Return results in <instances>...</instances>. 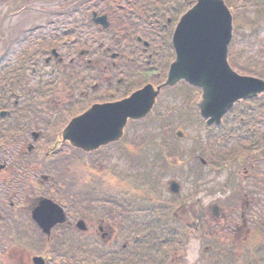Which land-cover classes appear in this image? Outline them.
<instances>
[{"label":"flooded vegetation","instance_id":"obj_1","mask_svg":"<svg viewBox=\"0 0 264 264\" xmlns=\"http://www.w3.org/2000/svg\"><path fill=\"white\" fill-rule=\"evenodd\" d=\"M224 1L233 17L228 60L234 70L245 74L235 67L237 63L252 66L258 63L257 58H264V0ZM103 2L85 0L87 12L72 8L67 28H56L61 31L57 38H34L40 35L42 26L31 17L32 23L21 28L19 25L10 39L23 37L28 42L27 53H33L36 47L43 55L28 61L24 59L31 56H23L20 64L0 66V260L12 264L20 261L11 257L18 254L11 240L23 236L28 239V232L23 230L28 227L32 234L42 238L30 256V264H186L193 255L192 261L198 256L201 259L203 251H219L220 234L228 244L239 247L248 244L247 237L257 231L254 225L258 219L252 215L253 200L249 198L257 190L247 188L248 174L257 171L258 160L264 165V118L257 113L262 109L264 114V104H255L254 108L245 104L247 108L239 113L243 106L240 103L225 115L220 125L208 128L213 136L226 137L215 142L222 151H211L212 156L217 154L220 159L235 151L231 141L239 142L249 132L255 134L253 148L257 142L260 144L261 149L254 150V154L242 152L236 159L235 173L241 177V188L229 199L220 197H225L227 194L222 196L225 190L229 192L232 188L208 187L205 180L190 183L191 193H183L186 175L182 168L189 158L195 157L182 159L171 151L164 157L165 162L170 166L181 163L173 167L175 173L164 171L169 174L165 181L158 176L152 181H140L139 171L133 169L132 163L125 168L122 152L110 153L88 163L99 184L87 191L85 199H78L77 191L67 199L59 196L60 189L55 183L63 168L54 166L56 161L65 157L80 160L121 142L83 152L62 139V129L91 105L117 102L148 83H134L148 72V69L138 71L143 69L140 62L152 68L159 83L166 55L169 54L166 67L173 59L171 32L194 0H112L108 3L116 4L117 8L111 5L108 14L106 8L99 14L95 7ZM26 9L9 10L8 15L15 17L24 10L27 13ZM84 14L87 16L81 17ZM81 19L92 30L81 36L86 46L77 47L75 22ZM145 35L148 45H139ZM53 40L57 41L59 51L44 49ZM248 114L255 116L252 128L248 126ZM248 162L246 168L244 163ZM226 165L229 167L231 162ZM128 168L130 172L126 171ZM210 168L215 174V168ZM255 176L253 173L251 180ZM171 179L179 184L175 191L169 185ZM259 189L262 192L264 186L261 184ZM193 190H199L198 196ZM46 198L61 206L65 217L59 218L49 208L57 221L34 220L32 210H40ZM62 228H70V233L83 238L84 247L67 256L58 255L48 240L55 233L64 236L66 231ZM194 241L198 242L195 249ZM214 261L213 257L211 264Z\"/></svg>","mask_w":264,"mask_h":264},{"label":"rangeland","instance_id":"obj_2","mask_svg":"<svg viewBox=\"0 0 264 264\" xmlns=\"http://www.w3.org/2000/svg\"><path fill=\"white\" fill-rule=\"evenodd\" d=\"M25 1L27 0H0V35L4 37V40L0 39V46L3 44V42L5 43V45H9L8 40L14 37L16 30H18V26L20 25L21 28L23 25L26 26L27 23H32L31 17L35 19L33 20L35 23H39L40 25L47 24L48 21L44 19L46 9H49L50 6H53V4H61V1L57 2L56 0H30L31 4L28 5L25 3ZM81 1L83 0H76L74 3L77 4ZM69 3L71 6L73 1L70 0ZM22 8H27V13L24 10V12L19 15H15V17L8 15L9 10L14 11L16 9ZM35 9H38V11H35ZM43 9H45L44 12ZM21 11L22 10H20V12ZM36 13H38V15H36ZM26 17H29L28 21L26 20ZM64 17L67 19L68 14H66ZM79 20L75 22V25ZM77 24L83 26L81 22ZM66 25L68 26V24ZM76 28L80 31L81 36L86 32L84 28L79 29V26H76ZM76 33L78 32L76 31ZM83 38L84 37H77L78 40H82ZM257 62L260 63L259 66H262L264 64V58L262 60L257 58ZM139 65L143 66V69H139L138 71L145 72L146 69L149 68V66H145L141 62ZM235 67H237L238 70H242V68L238 64H236ZM149 81L154 82V85H156V81L159 80L155 77V74L153 72H145V74L140 75L134 83L139 84ZM182 89L183 87H177L172 91H164V94H161L160 98H158L157 102L159 104L156 106V108L153 109L150 117H147V119H144L143 121L130 123L125 131L123 142L121 140L120 143H117L113 146H106L104 147V149L99 150L94 155H88L84 158H81L80 160L79 158H75L74 161H71L72 158L70 160L65 157L63 159H59L58 163L56 161V165L54 166L60 165L63 168L60 169L61 172L57 174L58 179L55 183L56 186H58V188L61 190V192L60 190L58 191L59 196L61 198L67 199L69 195H72L74 191H77V194L80 197L78 199L83 200V198L87 194V191H89L91 187L93 188L95 186H98L99 184V179L95 177V173L91 170L88 163L92 162V160H97L100 158L103 159L105 155H108L110 153L120 154L122 152L120 156L122 159V163H124V166H126L125 168L128 167V163H132L133 169L139 171L140 181H152L154 176H158L160 177L161 181H165L167 176H169V174H165V172L171 171V173H173L175 170L173 167H176L181 163L180 161L178 164H172L170 166L165 162L164 157L170 151L177 152L178 156L182 159H185V156H193L199 153V155L201 154V157L207 160L203 155L207 154V151L204 147H208L206 139L202 138L204 126L203 124L201 125L202 122L197 119L194 111H189L186 109L183 110L184 104L181 103L185 101V98H187V93L185 94L184 90ZM191 99L189 100V102L191 101ZM197 99L198 98L196 97L193 100L196 101ZM69 111L73 112V110L70 109ZM180 114H182L184 118H187L188 121L179 122L174 118V116H178ZM171 117L172 125L167 123L168 119L170 120ZM147 130L150 131L149 133L151 135L146 134ZM175 131L182 132V137H173ZM258 133H260V131H258ZM251 135L252 136L250 137L252 139H255V134L251 132ZM124 140L126 141L124 142ZM133 142H137V148H133ZM233 142L230 143V146L235 147V151L231 156H229L228 161L222 160L223 164L220 163L222 165L214 166L216 172L215 174H213L212 169L210 168V165L207 163V161L202 165L200 164V161L198 159L195 160L193 157H191L184 163V168H182V170L186 175V180L184 181L186 185L182 187L184 189L182 190L183 193H191L190 183L192 184L202 182L203 180L208 183V187L212 186L215 188H221V190L223 188H232L229 192L225 190L226 192H224L222 196H224L225 194L227 195L225 197H220L223 200L229 199L235 191L238 192V190L241 188V185H239L241 177L240 175L235 173V168L238 167V165H235V167L234 163L246 148V143L241 142L238 145ZM257 144H259V142H257ZM131 157L135 159L131 160ZM228 162H231V165L229 167H226V164ZM244 165L247 168L249 166V162L244 163ZM255 166L258 167L256 172H254V170H249L251 172L248 174L249 186L247 188H249V190H257L252 192V195L249 198H251L250 200H253V207L256 212L259 210H262L264 212V190H262L261 192V190L259 189L261 184L262 186H264V172H260V168L263 169L264 165L256 163ZM126 171L130 172V169L128 168ZM253 173L256 174V178H253L251 180V176L253 175ZM193 192H197L198 196L199 190H193ZM254 215H256V213ZM23 230H26L28 232L29 237L28 239H26V237L23 236L21 239L17 238L16 240L13 237V239L11 240V246L12 248H14V250H16L15 252H17L18 254L13 253L11 257L17 259L19 258L21 262L18 261L17 264H30V256L34 252V249L39 246L42 238L39 236V234H32L29 231V227L24 228ZM62 230L64 232L66 231L65 233H63L64 236H58L59 234L55 233L53 236H51V239L48 240V245L52 244V248H55V252L58 255L67 256L71 253H75L78 247H84L85 243L83 238L70 233V228H62ZM222 232L226 233L225 231ZM261 232V230L259 232L256 231L255 233L257 234L255 238L248 235L247 242L250 243L251 241H257L258 243L261 240H264L263 238H261ZM222 236L223 235L220 234L219 245L225 248V242L222 243L225 240L221 238ZM262 244V253L264 254V242ZM158 252L159 250H157V253ZM251 253L253 254V250L251 251ZM211 254L212 256L219 257L220 260L224 256L222 252L212 253L209 251H203L202 254H200L201 259H198L199 256L196 260L193 261L191 258H189V263L186 264H193L194 261L197 262V264H207V259L211 256ZM253 256L256 257V255ZM262 259L263 255H260L259 258V254H257V261H255L254 263L262 264ZM148 262H150V260ZM0 263L12 264L9 261L1 260Z\"/></svg>","mask_w":264,"mask_h":264},{"label":"water","instance_id":"obj_3","mask_svg":"<svg viewBox=\"0 0 264 264\" xmlns=\"http://www.w3.org/2000/svg\"><path fill=\"white\" fill-rule=\"evenodd\" d=\"M231 17L220 0H198L180 19L173 34L176 59L171 64L164 85H174L184 79L203 90L198 103L201 115L208 122H218L225 111L239 98H247L264 90V82L233 72L226 61L230 39ZM159 89V88H158ZM158 91L150 85L114 105L94 106L71 121L64 137L77 146L93 149L117 139L127 117L140 118L151 109ZM42 201L34 217L41 223L57 221ZM46 209V211H44ZM57 212V211H56Z\"/></svg>","mask_w":264,"mask_h":264},{"label":"clouds","instance_id":"obj_4","mask_svg":"<svg viewBox=\"0 0 264 264\" xmlns=\"http://www.w3.org/2000/svg\"><path fill=\"white\" fill-rule=\"evenodd\" d=\"M198 247V242H196V241H194L193 242V248L195 249V248H197ZM191 259H194L195 258V256L193 255L192 257H190Z\"/></svg>","mask_w":264,"mask_h":264},{"label":"trees","instance_id":"obj_5","mask_svg":"<svg viewBox=\"0 0 264 264\" xmlns=\"http://www.w3.org/2000/svg\"><path fill=\"white\" fill-rule=\"evenodd\" d=\"M260 255H261V254H259V258H260ZM256 257H257V255H256ZM259 261H260V260H259ZM234 262H236V263H240V262H243V260H241V258H239V259L236 258V260H235Z\"/></svg>","mask_w":264,"mask_h":264}]
</instances>
